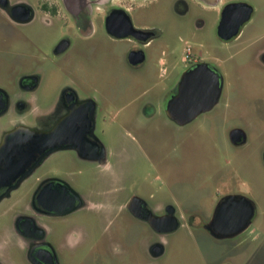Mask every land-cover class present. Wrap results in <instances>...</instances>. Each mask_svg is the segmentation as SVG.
<instances>
[{
	"label": "rangeland",
	"instance_id": "1",
	"mask_svg": "<svg viewBox=\"0 0 264 264\" xmlns=\"http://www.w3.org/2000/svg\"><path fill=\"white\" fill-rule=\"evenodd\" d=\"M230 1L246 2L255 13L245 38L225 43L218 35V25L222 8ZM177 3L139 1L141 7L133 11L140 29L148 26L160 32L146 48L143 65L133 67L127 63L133 40L101 35L107 43L96 37L91 45L94 50L89 53L91 47L87 49L90 61L79 51L69 64L62 60L61 75V64L57 70L48 61V67L57 72L48 75L42 89L30 96L35 100L28 114L31 124L39 113L49 110L48 101L59 93L60 84L69 74L81 96L95 97L99 103L98 130L111 151L113 168L104 171L78 167L74 155L66 152L52 157L44 169L56 171L92 200L115 205L114 211H99L107 215L106 239L98 235V225L90 218L89 213H97V209L73 216L90 231V240L100 246L92 253L80 250L76 255L80 261L219 264L226 259L236 264H264V71L246 62L264 43V0H222L221 4L218 0H187L186 11ZM97 41L102 44L96 45ZM199 51L203 58L219 65L226 86L221 101L212 110L180 126L166 114L165 95L180 80L187 56ZM236 57L241 60L239 67L235 66ZM148 103L154 107L147 110ZM15 117L2 120L0 128L10 127L17 121ZM237 126L249 132L246 145L235 146L230 141L229 133ZM33 183L28 182L9 202L17 206L26 201ZM135 186L149 200H170L187 212L186 226L168 235L166 252L161 257H153L148 251L157 240L148 226L121 214L119 201L125 195L124 189ZM230 192L249 197L258 214L244 233L217 240L202 225L219 198ZM10 206L0 207V243L12 224L14 212H9ZM0 255L13 260L11 248L6 245L0 244Z\"/></svg>",
	"mask_w": 264,
	"mask_h": 264
},
{
	"label": "flooded vegetation",
	"instance_id": "2",
	"mask_svg": "<svg viewBox=\"0 0 264 264\" xmlns=\"http://www.w3.org/2000/svg\"><path fill=\"white\" fill-rule=\"evenodd\" d=\"M139 1L146 0H0V123L14 115L17 120L11 122L10 127L6 125L0 128V147L5 138L16 130L48 131L63 120L66 121L65 131L58 133L57 138L72 139L71 142L57 141L54 148L33 161L27 172L13 182L11 190L9 186L0 190V207L11 203L9 212H14L12 224L4 233L0 244L11 248L15 260L0 255V264H95L94 261L86 263L76 258L80 250L92 253L99 245L90 240L92 236L90 231L77 222L79 219L75 221L73 216L81 213L80 211L97 209V213H89L90 218L98 225L95 229L98 235L106 239L107 227L104 225L107 215L99 211L108 208L114 211L115 205L92 200L75 189L72 182L56 171L44 169L52 157L66 152L74 155L78 167L104 171L113 168L111 151L98 130L99 103L95 97L81 96L69 74L67 80L60 84L59 93L48 101L49 110L39 113L31 124L28 122V114L35 100L30 96L42 89L45 78L48 75L52 76L54 71L57 72L60 64V75L64 72L61 69L64 60L69 64L72 62L70 58L76 53L79 54V51L87 58V49L95 44L96 37H99L102 43H107L101 35L103 38L106 35L113 39L133 40L135 45L127 55V63L133 67L143 65L147 59L146 48L159 37L160 32L154 27L147 26L144 28L147 33L141 38L134 36L121 38L113 34L118 28L126 27L128 17L135 28H141L133 15L135 8L141 7L138 5ZM218 2L221 4L222 0ZM230 3L239 2L225 3L218 25V35L225 43L245 38L246 27L255 13L252 7L251 17L240 25L238 33L230 38H224L219 34V26L223 10ZM177 4L183 5L185 11L188 9L187 0H178ZM238 15L239 12L235 17ZM102 43L97 41L96 45ZM100 46L102 48V45ZM92 50L94 48L91 47L89 53ZM137 51L142 52L144 59L138 64H133L130 55ZM202 55L203 52L199 51L185 59L186 67L180 80L168 91L167 96L165 95L166 114L168 103L178 93L183 76L186 75L187 83L190 84L192 79H195L192 73L204 64L219 76L221 87L218 101L208 111L221 101L226 86L224 74L219 65L203 58ZM72 60L74 61V58ZM88 60L90 61V57ZM48 61L50 65L57 67V70L49 68ZM234 62L237 67L241 64L238 57ZM246 62L264 71V43L257 48L256 54L246 59ZM200 80L203 82L199 76V85ZM150 106L154 107L148 103L146 109L149 110ZM233 132L234 137H231ZM229 138L233 145L243 146L249 142V132L245 127L237 126L230 131ZM30 181L34 183L29 189L25 203L21 201L15 206V203L9 202L14 201L12 199ZM107 191L103 190L102 193ZM124 191L125 195L119 201L121 214L125 213L129 218L148 226L157 236V240L149 246L148 251L153 257H161L166 252L165 241L168 235L186 226L184 220L187 212L170 200L155 202L149 200L136 186ZM242 197L252 202L254 214L248 220V227L238 231L234 227L238 226L244 216L240 215L238 209ZM257 214V206L249 197L239 193H226L219 198L202 228L214 239H233L251 227ZM190 216H197V213L192 212ZM217 216L227 220H225L227 227H221L222 230L212 228V222ZM174 223L177 225L176 228H172ZM107 247L108 250L110 245ZM219 264L236 263L225 259Z\"/></svg>",
	"mask_w": 264,
	"mask_h": 264
},
{
	"label": "water",
	"instance_id": "3",
	"mask_svg": "<svg viewBox=\"0 0 264 264\" xmlns=\"http://www.w3.org/2000/svg\"><path fill=\"white\" fill-rule=\"evenodd\" d=\"M238 12L239 15L235 17ZM252 12V6L247 3L228 4L223 10L219 34L224 38H230L237 34L240 25L251 17ZM127 20L128 24L124 29L118 28L113 31L116 37L134 36L141 38L142 35L147 33L144 29L135 28L129 17ZM130 56L133 64H138L144 59L141 51L132 52ZM192 76L195 79H192L190 84L187 83L186 75L183 76L178 93L169 101L167 106L168 117L180 125L193 121L200 113L211 109L218 101L221 93L219 76L208 65L199 66L198 70L192 73ZM199 76L203 79V82L200 80V85ZM65 123L66 121L63 120L48 131L16 130L5 138L3 145L0 147V190L8 186L11 190L13 182L27 172L33 161L54 148L57 141L71 142V138L66 140H58L57 138L58 133L65 131ZM234 134L235 132L231 133V137H234ZM238 209L240 215H244L238 226L234 227L239 231L248 227V220L254 214V206L250 200L242 197ZM225 220L217 216L212 222V228L222 230L221 227H227L225 225L227 220ZM176 226V223H174L172 228H176Z\"/></svg>",
	"mask_w": 264,
	"mask_h": 264
}]
</instances>
